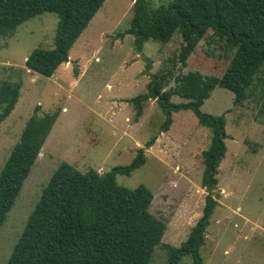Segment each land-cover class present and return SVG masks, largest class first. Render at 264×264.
Returning a JSON list of instances; mask_svg holds the SVG:
<instances>
[{"label": "rangeland", "instance_id": "1", "mask_svg": "<svg viewBox=\"0 0 264 264\" xmlns=\"http://www.w3.org/2000/svg\"><path fill=\"white\" fill-rule=\"evenodd\" d=\"M173 0H146L150 10ZM134 16L133 0H106L70 50L69 62L46 77L26 67L35 48L55 45L59 17L44 12L0 37V83L19 81L20 96L0 124V172L28 119L37 112L59 110L29 176L0 229V264H6L42 190L63 162L78 170L100 174L129 165L145 149L146 162L130 175L119 174V184H144L154 193L150 212L166 229L149 264H166L165 245L178 247L205 214L208 195L216 201L207 218L200 247L202 264H264V71L260 72L242 104L235 94L217 86L202 110L225 114L227 154L220 164L218 186L212 194L202 186V153L211 131L194 111L173 112V123L162 130L166 116L156 99L137 107L126 99L148 93L156 74L167 73L166 89L190 71L222 76L236 48L213 36L211 30L190 55L179 60L182 35L163 43L149 40L141 52L134 36L124 33ZM151 62V68L147 64ZM174 103L188 100L179 95ZM156 137L153 146L147 142ZM179 264H194L191 254Z\"/></svg>", "mask_w": 264, "mask_h": 264}, {"label": "trees", "instance_id": "2", "mask_svg": "<svg viewBox=\"0 0 264 264\" xmlns=\"http://www.w3.org/2000/svg\"><path fill=\"white\" fill-rule=\"evenodd\" d=\"M105 1L0 0V37L14 33L37 15L56 13L59 21L54 47L35 48L26 60L28 69L51 77L61 64L69 62L70 50ZM133 1L134 16L122 36H134L137 52L151 39L167 43L179 32L183 38L179 60L186 66L209 30L236 48L222 76L190 71L177 76L176 85L166 89L167 73L156 74L148 93L126 99L137 107V117L144 111V101L156 99L166 116L162 125L166 132L174 121L173 112L194 111L199 123L211 131L210 145L202 153V186L212 194L228 151V134L225 114L206 113L202 106L217 86L232 91L235 104H242L264 71V0H173L153 11L146 0ZM146 67L150 69L151 62ZM21 86L19 81L0 83V124L15 108ZM174 95L188 101L174 103ZM37 112L28 119L0 172V229L59 116V110ZM156 139H150L148 147ZM145 162V149L140 148L131 164L115 166L103 174L61 163L43 188L6 264H149L166 229L150 212L154 193L144 184L128 188L117 181L119 174L130 175ZM210 196L204 216L189 237L178 247L165 245L166 264H179L187 254L193 256L194 264H202L200 247L207 218L216 205Z\"/></svg>", "mask_w": 264, "mask_h": 264}, {"label": "crops", "instance_id": "3", "mask_svg": "<svg viewBox=\"0 0 264 264\" xmlns=\"http://www.w3.org/2000/svg\"><path fill=\"white\" fill-rule=\"evenodd\" d=\"M67 63H65V65H66Z\"/></svg>", "mask_w": 264, "mask_h": 264}]
</instances>
